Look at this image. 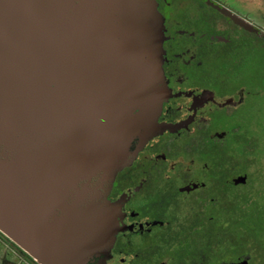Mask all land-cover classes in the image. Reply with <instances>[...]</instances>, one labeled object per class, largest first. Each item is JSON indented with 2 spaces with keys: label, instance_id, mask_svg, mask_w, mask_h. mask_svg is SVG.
<instances>
[{
  "label": "water",
  "instance_id": "95a60500",
  "mask_svg": "<svg viewBox=\"0 0 264 264\" xmlns=\"http://www.w3.org/2000/svg\"><path fill=\"white\" fill-rule=\"evenodd\" d=\"M163 30L156 0H0V233L36 263L105 264L114 179L168 128Z\"/></svg>",
  "mask_w": 264,
  "mask_h": 264
},
{
  "label": "flooded vegetation",
  "instance_id": "af4514ba",
  "mask_svg": "<svg viewBox=\"0 0 264 264\" xmlns=\"http://www.w3.org/2000/svg\"><path fill=\"white\" fill-rule=\"evenodd\" d=\"M156 2L169 90L158 121L168 128L114 179L108 199L122 228L105 264H264L253 159L241 149L256 140L244 107L264 97L247 67L264 51V26L221 0ZM0 264L38 263L0 233Z\"/></svg>",
  "mask_w": 264,
  "mask_h": 264
},
{
  "label": "rangeland",
  "instance_id": "374dc122",
  "mask_svg": "<svg viewBox=\"0 0 264 264\" xmlns=\"http://www.w3.org/2000/svg\"><path fill=\"white\" fill-rule=\"evenodd\" d=\"M226 2L230 7L237 11L247 14L256 23L264 26V0H221ZM248 4H246V2ZM254 59L247 67L254 66L257 71L259 86L264 88V51L259 49L252 56ZM246 67V68H247ZM264 97L262 95L255 97L254 101L244 107L246 117L245 125L247 135L255 137V143L249 144V148L242 146V151H246L253 159V163H248V168L253 172L251 186L248 189L251 191L254 199L255 215L258 218L259 234L258 242L264 247ZM251 172V173H252ZM257 173V174H256Z\"/></svg>",
  "mask_w": 264,
  "mask_h": 264
}]
</instances>
